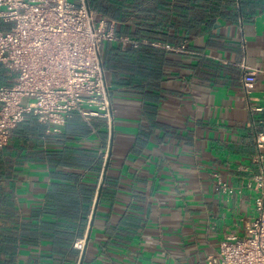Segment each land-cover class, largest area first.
I'll return each instance as SVG.
<instances>
[{
    "label": "crops",
    "instance_id": "obj_1",
    "mask_svg": "<svg viewBox=\"0 0 264 264\" xmlns=\"http://www.w3.org/2000/svg\"><path fill=\"white\" fill-rule=\"evenodd\" d=\"M88 2L112 116L0 148V264H211L255 216L264 0Z\"/></svg>",
    "mask_w": 264,
    "mask_h": 264
},
{
    "label": "built area",
    "instance_id": "obj_2",
    "mask_svg": "<svg viewBox=\"0 0 264 264\" xmlns=\"http://www.w3.org/2000/svg\"><path fill=\"white\" fill-rule=\"evenodd\" d=\"M117 39L113 29L96 19L88 0H0V65L9 77L0 85V148L29 114L56 131L73 113L87 122L110 119L112 103L101 49L105 41ZM257 145L260 172L249 183L256 192L255 216L246 236L220 243L211 264H264L261 137Z\"/></svg>",
    "mask_w": 264,
    "mask_h": 264
}]
</instances>
